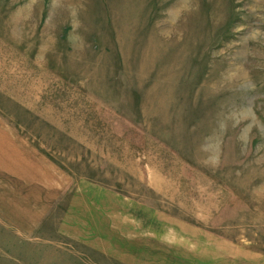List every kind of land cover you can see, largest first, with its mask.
I'll use <instances>...</instances> for the list:
<instances>
[{"label":"rangeland","instance_id":"1","mask_svg":"<svg viewBox=\"0 0 264 264\" xmlns=\"http://www.w3.org/2000/svg\"><path fill=\"white\" fill-rule=\"evenodd\" d=\"M0 264H264V0H0Z\"/></svg>","mask_w":264,"mask_h":264}]
</instances>
